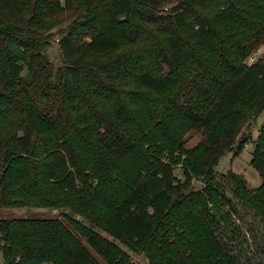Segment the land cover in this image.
Returning <instances> with one entry per match:
<instances>
[{"label": "trees", "instance_id": "trees-1", "mask_svg": "<svg viewBox=\"0 0 264 264\" xmlns=\"http://www.w3.org/2000/svg\"><path fill=\"white\" fill-rule=\"evenodd\" d=\"M263 44L264 0H0V204L90 223L0 221V264H249L222 236L239 204L264 228V120L260 184L217 167L264 113Z\"/></svg>", "mask_w": 264, "mask_h": 264}, {"label": "rangeland", "instance_id": "rangeland-1", "mask_svg": "<svg viewBox=\"0 0 264 264\" xmlns=\"http://www.w3.org/2000/svg\"><path fill=\"white\" fill-rule=\"evenodd\" d=\"M57 29V28H56ZM54 29V31L56 30ZM56 41L46 48V55L48 59L52 62L54 67L61 65V58L59 56V51L56 45ZM264 55V44L259 48V52H255L254 58H248L247 62L252 63L258 60L260 55ZM264 113L257 120L254 127L249 129L250 139L244 150L236 156H233V152L227 153L218 164V171L225 174L228 171L235 172L242 175L247 186L257 187L260 184V176L258 171H256L250 164L252 158L251 152L254 147V142L259 134L260 128L263 126ZM199 135L196 133H191L187 139V146H192L197 143ZM179 169L176 170V172ZM229 197L232 198L231 193ZM238 213L233 215L234 226L237 224L239 226V238H233L227 231L223 234V242L230 247L232 252L239 256L243 262L249 264H264V228L260 222L248 213L247 210L243 209L242 205L237 206ZM67 217H70L76 221L85 223V225H90V223L77 214H73L67 211V209L62 207H37V206H19V207H4L0 204V221L11 220V219H58L62 221L76 236H79L76 231L67 223ZM103 233V231H100ZM104 234V233H103ZM255 237V238H254ZM111 238V237H110ZM83 242L84 240L81 239ZM4 243V242H1ZM122 246V245H121ZM125 250L126 248L122 246ZM131 252V251H130ZM131 259L136 260L139 264H148L144 256L135 254L131 252ZM240 260V261H241Z\"/></svg>", "mask_w": 264, "mask_h": 264}, {"label": "built area", "instance_id": "built-area-1", "mask_svg": "<svg viewBox=\"0 0 264 264\" xmlns=\"http://www.w3.org/2000/svg\"><path fill=\"white\" fill-rule=\"evenodd\" d=\"M252 58H254V55H253V56H251V58H250V59H252Z\"/></svg>", "mask_w": 264, "mask_h": 264}]
</instances>
